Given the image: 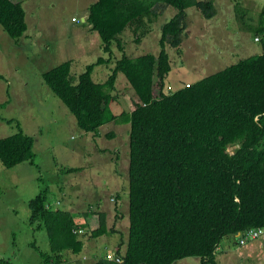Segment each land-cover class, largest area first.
I'll return each instance as SVG.
<instances>
[{
  "label": "trees",
  "instance_id": "1",
  "mask_svg": "<svg viewBox=\"0 0 264 264\" xmlns=\"http://www.w3.org/2000/svg\"><path fill=\"white\" fill-rule=\"evenodd\" d=\"M169 8L177 13L161 28L160 53L124 54L106 83L93 79L97 65L110 63L102 58L78 79L72 61L43 75L85 134L98 137L110 123L130 124V231L124 252L117 246L88 257L93 242L114 232L101 203L74 214L63 205L66 198L53 201L45 189L29 204L31 224L46 231L49 240L50 253L36 248L42 264L72 259L82 264H176L189 258L218 264L224 244L240 246L242 236L264 228V53L172 92L168 48L181 53L188 10L195 8L211 20L217 14L214 1L98 0L87 23L111 54L114 42L124 50L119 37L128 29L145 37ZM0 25L13 40L24 38L23 5L0 0ZM120 74L138 102L129 114L110 115L118 103L114 93ZM36 159L35 139L21 125L15 135L0 139V161L6 168L36 166ZM111 252L122 263L111 261Z\"/></svg>",
  "mask_w": 264,
  "mask_h": 264
},
{
  "label": "rangeland",
  "instance_id": "2",
  "mask_svg": "<svg viewBox=\"0 0 264 264\" xmlns=\"http://www.w3.org/2000/svg\"><path fill=\"white\" fill-rule=\"evenodd\" d=\"M12 1L23 5L28 31L17 42L0 25V75L4 78L0 79V139L15 135L21 125L35 139L37 159L36 166L24 163L12 169L0 161V264H42L36 248L50 253L47 233L31 224L29 208L45 189L51 190L53 201L66 198L63 205L74 214L101 203L100 211L114 232L93 242L88 257L106 248L115 251L117 246L124 252L130 231V124L110 123L98 137L86 136L43 75L72 61V74L78 79L102 58L110 63L97 65L93 79L104 84L124 54L130 58L158 55L161 28L177 11L169 8L145 37L128 29L119 37L124 50L114 42L110 54L87 23L89 9L98 0ZM199 1H214L217 14L207 20L197 9L188 10L181 53L168 48L172 72L167 82L172 92L264 53V32H260L264 30V0ZM114 95L118 103L110 115L129 114L138 102L122 74ZM112 133L116 136L108 138ZM68 168L82 170L69 174ZM254 242L245 247L229 243V248L219 250L218 264H264V247L257 254L253 246L264 241ZM70 262L66 264H82ZM176 264H200V260L189 258Z\"/></svg>",
  "mask_w": 264,
  "mask_h": 264
},
{
  "label": "built area",
  "instance_id": "3",
  "mask_svg": "<svg viewBox=\"0 0 264 264\" xmlns=\"http://www.w3.org/2000/svg\"><path fill=\"white\" fill-rule=\"evenodd\" d=\"M257 41H259L258 38ZM187 87L190 86L187 85ZM261 239H264V228H257L250 230L245 236H242L241 239L239 240V244L241 247H245L249 242L258 241ZM108 257L111 259V261H117L119 263H122V261L119 260L120 258L117 259L116 252H111V254H109Z\"/></svg>",
  "mask_w": 264,
  "mask_h": 264
},
{
  "label": "crops",
  "instance_id": "4",
  "mask_svg": "<svg viewBox=\"0 0 264 264\" xmlns=\"http://www.w3.org/2000/svg\"><path fill=\"white\" fill-rule=\"evenodd\" d=\"M83 21H84V19H83ZM86 136H88L89 134H85ZM261 240H263L264 241V239H261ZM256 242V241H255ZM254 242V243H255ZM226 245V247H224ZM227 245H230L229 243H226V244H224V246H222V248L221 249H223V247L224 248H227L228 246ZM253 246L255 247V249H257V251H256V253L257 254H260V252H262V248L264 247V242H260L258 245H254L253 244ZM262 246V247H261ZM229 248V247H228ZM230 250H231V248H230Z\"/></svg>",
  "mask_w": 264,
  "mask_h": 264
},
{
  "label": "clouds",
  "instance_id": "5",
  "mask_svg": "<svg viewBox=\"0 0 264 264\" xmlns=\"http://www.w3.org/2000/svg\"><path fill=\"white\" fill-rule=\"evenodd\" d=\"M85 21V20H84Z\"/></svg>",
  "mask_w": 264,
  "mask_h": 264
}]
</instances>
